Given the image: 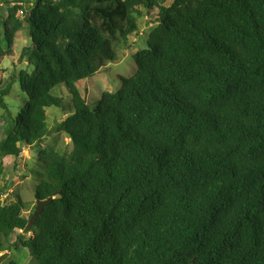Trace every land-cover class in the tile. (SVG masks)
<instances>
[{
    "label": "trees",
    "instance_id": "trees-1",
    "mask_svg": "<svg viewBox=\"0 0 264 264\" xmlns=\"http://www.w3.org/2000/svg\"><path fill=\"white\" fill-rule=\"evenodd\" d=\"M1 4L0 62L25 31L19 58L32 71L18 73L17 116L5 103L14 79L0 89V177L4 159L37 146L35 204L59 194L30 230L19 195L0 202V247L29 230L15 239L36 264H264V0ZM155 9L134 75L90 109L76 84L115 60L140 10ZM61 84L69 114L54 132L69 136L67 154L43 147Z\"/></svg>",
    "mask_w": 264,
    "mask_h": 264
},
{
    "label": "rangeland",
    "instance_id": "rangeland-1",
    "mask_svg": "<svg viewBox=\"0 0 264 264\" xmlns=\"http://www.w3.org/2000/svg\"><path fill=\"white\" fill-rule=\"evenodd\" d=\"M21 1L22 7L26 8L28 5H33L37 0ZM158 1L162 5H169L174 0ZM1 6L0 41L3 39L5 29L2 22L7 18L6 13L9 9V6L2 4ZM140 11L141 14L137 17V31L128 37L127 46L117 51L115 60L108 63L103 70L96 73L93 77L80 80L76 84L80 95L83 99H86V103L90 109L96 107L103 92L115 93L119 89L120 77L129 78L134 75L136 66L133 61V54L147 49L146 41L149 34L157 26L153 20L157 16L156 9L151 11L150 15H147L145 10ZM16 16L21 18L23 15L21 11H18ZM28 41L29 39L25 31H22L15 39L12 56L6 57L0 62V89L5 86L9 79H14V84L11 86L8 96L5 98V103L13 117L23 111L26 102V97L21 93L19 88L18 73L21 70L32 71V67L27 64L26 60L19 58L22 47L27 46ZM52 95L61 98L63 102L60 108L51 107L46 109L48 135L43 147L53 149L61 154H67L72 148L70 138L65 133L54 132V128L69 114L63 108L69 105L70 96L64 84L59 85L52 92ZM4 116V111L0 108V139L2 138ZM39 150L37 146L26 147L22 149L18 159L3 160L6 170L3 171L4 173L0 177V202L8 204L15 200L16 195H19L27 205L26 214L34 212L35 209L32 187L36 184L38 178L35 171H41L37 166ZM29 230L16 231V234L10 238H2L0 256H6L3 263L14 261L17 264H36L29 258L26 250L20 246L19 241L15 239L16 235L26 239L29 235Z\"/></svg>",
    "mask_w": 264,
    "mask_h": 264
},
{
    "label": "water",
    "instance_id": "water-1",
    "mask_svg": "<svg viewBox=\"0 0 264 264\" xmlns=\"http://www.w3.org/2000/svg\"><path fill=\"white\" fill-rule=\"evenodd\" d=\"M84 101H86L85 98H84ZM58 194H59V191H56L53 194V196L58 195ZM53 196L50 197V198H48L45 201H42V202L41 201H37L36 202L35 209H34V212H33L32 216H31V218H30V221H29V223L27 225V229H29L31 227V225L33 224V222L35 221V219L40 215V213L42 212L44 206H46V205H48V204L51 203L52 199L54 198ZM5 258H6L5 255L0 256V264L3 263V261H4Z\"/></svg>",
    "mask_w": 264,
    "mask_h": 264
}]
</instances>
